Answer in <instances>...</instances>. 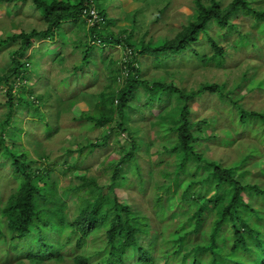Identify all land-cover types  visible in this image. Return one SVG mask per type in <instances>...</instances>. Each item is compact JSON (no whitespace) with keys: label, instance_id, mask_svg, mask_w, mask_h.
I'll return each mask as SVG.
<instances>
[{"label":"trees","instance_id":"1","mask_svg":"<svg viewBox=\"0 0 264 264\" xmlns=\"http://www.w3.org/2000/svg\"><path fill=\"white\" fill-rule=\"evenodd\" d=\"M102 1L109 0H0V5L29 4L43 25L40 29H21L0 36V48L9 43L14 47L9 52V66L0 75L8 108L5 119L0 121V159L9 163L15 183L6 198L0 191V245L5 263L27 259L31 264L48 260L58 264H157V260L163 264H264V164L255 171L250 166L253 161H260L262 153L256 147L248 148L231 162L210 155L215 150L212 142L218 140L220 147L229 148L243 132L264 146V110L242 107L238 103L242 98L232 91L236 87L226 90L225 84L205 82L186 90L165 78L150 80L138 59L152 56L155 65H160L191 52L200 57L201 66L224 67L226 48L219 46L216 38L238 53L254 51L264 57V8L255 7L257 2L253 0H231L223 7L219 0H192L193 13L180 24L174 37L154 39L148 31L141 34L133 18H129L130 28L112 35L107 28L114 22L106 25L108 7H102ZM140 1L148 7L155 5L153 1L160 2ZM161 1L165 4L157 9V18L169 2ZM91 10L96 19L90 15ZM240 14L251 23L235 24L233 21ZM69 23L82 29L86 37L84 41H72L74 48L82 50H78L81 60L72 72L89 65L95 47L104 50L105 46H118L125 53L122 59L109 61L114 66L109 83L96 94L99 100L93 110L79 116V121L89 123V129L99 130V135L88 145L76 142L75 148H65V155L87 150L89 156L99 147H107L114 136L119 155L108 159L114 152L108 148L103 181L87 176L76 163L67 166L66 173L81 172L76 176L79 183L60 189L53 179L54 168L48 163V155L30 158L20 144L23 129L11 118L19 105L37 110L35 101L43 102L41 96L33 98L26 82L35 73L31 71L28 50L41 39L53 40ZM200 36L212 49L210 56H202L193 48ZM102 52L98 51L99 57ZM247 76V72L242 73L240 83ZM263 83L254 81L249 84L250 90L262 89ZM139 89L144 90L146 107L152 108L155 102L167 103L157 111L152 123L158 131L155 153L168 154L175 160L172 173H159L164 178L162 183L152 180L155 172L151 160L145 168L147 177H143L140 168V157L150 158L152 142L145 141L140 136L142 129L131 122L132 113L139 109L134 104L141 98ZM203 96H217L225 103L223 111L229 124L214 135L208 136L206 129L218 127V119H192L193 105ZM170 100L175 103L170 104ZM50 131L47 130L53 137L58 130ZM123 139L128 143L126 153ZM36 163L40 165L34 167ZM128 175L137 179L142 189L153 188L149 214L121 202L116 195L118 189L133 185L128 182ZM70 205L74 208L69 215ZM175 212L182 216V222L175 223L177 226L170 231V217ZM90 237L93 249L84 252Z\"/></svg>","mask_w":264,"mask_h":264},{"label":"rangeland","instance_id":"2","mask_svg":"<svg viewBox=\"0 0 264 264\" xmlns=\"http://www.w3.org/2000/svg\"><path fill=\"white\" fill-rule=\"evenodd\" d=\"M219 1L222 7L231 2V0ZM253 1L257 2L253 4L255 7L264 8V0ZM153 3L155 5L148 7L140 0L102 1L101 6L108 7L105 12L106 25L114 22L107 28V31L116 36L122 28L131 27L130 19L133 18L141 34L148 31L154 39L166 36L173 38L179 30L180 24L185 23L186 17L193 13L192 0H169L166 8L157 18V9L163 8L165 3L161 0L159 3L158 1H153ZM138 11L144 12L140 14ZM40 19L38 12L31 9L27 3L16 2V4L11 5L2 3L0 5V36L4 37L6 34L17 33L21 29L43 28ZM233 22L235 24L244 22L248 25L251 23V21L244 19L241 14ZM199 38L200 41L195 42L193 48L202 56H210L212 49L203 38L201 39V36ZM77 40H86L84 32L69 23L63 26L53 40L41 39L28 50L27 55L32 64L31 71L35 73L30 75L26 82L32 88L33 98L36 99V96H41L43 102L35 101V105L38 107L37 110L26 105H19L11 118V120L16 121L18 128L23 129L20 144L28 151L30 158H38L43 154L48 155V163L54 168L53 179L57 181L60 189L79 183L76 176L81 172L66 173L64 170L67 166L76 163L78 169H85L87 176H95L103 181L106 174L104 167L107 165L104 157L109 154L110 149H114V152L107 156L108 159L116 158L119 155L118 150H116L114 136L108 140L107 147H99L94 154L89 156H87V150H84L81 154L74 152L65 155V148H75L76 142L88 145L90 142H94L95 137L99 135V130L89 129V123L85 120L79 121V116L93 110L94 105L99 100L96 94L103 91L105 85L109 83L110 69L114 68L113 65L110 66L109 61L116 62L122 59L125 53L118 46L113 48L105 46L104 50L102 47H95L97 51H94V57L92 56L89 65L86 64L81 70L74 73L72 67L81 60V53L78 51L81 49L73 47L74 42L72 41ZM216 42L219 46L226 48L227 60L224 67L201 66L200 57L196 58L191 52H188L186 56L167 59L166 62L164 61L160 65H155L152 56H142L138 58L140 68L142 72L145 71L146 77L150 80L155 77L165 78L167 82L173 81L177 87H183L186 90L196 89L201 83L205 82L225 84L226 90H232L236 87L237 90L232 91L242 98L238 101L242 107L251 111H263L264 86L262 89L250 90L249 84L254 81L264 82V57L256 55L254 51H239V53L233 51L220 38H216ZM13 48L12 43L0 48V75L2 70L9 66V52ZM98 51L102 52L101 57H99ZM94 61L99 63L94 64ZM177 66L180 69L178 68V71H175ZM244 72H247L248 76L243 83H240L241 74ZM165 73L168 74L167 78ZM5 88V86L0 88V121L5 119L8 112V108L5 106ZM139 93L141 94L140 100L134 102L139 109L132 113L131 122L142 129L140 136H143L145 141L152 142L149 149L150 158L142 155L140 157V168L143 171V177H147L145 168L149 167L148 159L151 160L155 172L152 180L162 183L164 178L159 173H172L175 160L168 154L159 155L155 153L157 148L154 142L158 136V131L155 127H152V123L155 121L154 116L157 111L166 106L167 103L155 102L152 108H148L145 106L144 90L139 89ZM173 103L175 101L170 100V104ZM224 107L225 103L221 102L217 96H203L193 105L192 119L194 121L203 118L208 119V121L218 119V127L206 129L208 136L214 135L222 127L229 124V118L223 111ZM47 124L50 127L46 128ZM49 129L52 133L58 131L51 137L47 132ZM235 138L237 141L229 148L220 147L218 140L212 142L214 144L212 149L215 150L210 155L213 158L225 159L227 162H231L237 159L241 153H246L245 151L248 148L256 147L262 155L258 157L260 161H253L250 166L253 171L260 168L264 164V146L258 145L256 139L252 138L247 132H243ZM123 142V150L126 153L128 143L124 139ZM38 165L40 164L36 163L34 167ZM43 165L45 166L46 163H43ZM253 174L255 175V172ZM128 176V182L133 183V185L121 190L118 189L116 195L121 202L138 207L142 213L149 214L152 211L153 188L142 189L137 179ZM14 185L9 163L4 159H0V191L3 190V198H6ZM70 198H73L75 202L77 201L74 197ZM69 203L71 204L70 201ZM73 208L74 206L70 205L69 215ZM170 218L171 227L169 230L171 231L177 226L175 223L182 222V216L175 212L173 215L171 214ZM200 234H203L202 230ZM72 246H75V240ZM93 246V238L90 237L87 239L86 247L83 249L84 252L91 251ZM64 263L71 264L68 261ZM0 264H6L2 245H0ZM9 264H31V262L24 259L19 263L12 262ZM40 264L58 263L48 260ZM157 264H163V261L157 260Z\"/></svg>","mask_w":264,"mask_h":264},{"label":"built area","instance_id":"3","mask_svg":"<svg viewBox=\"0 0 264 264\" xmlns=\"http://www.w3.org/2000/svg\"><path fill=\"white\" fill-rule=\"evenodd\" d=\"M90 15L93 17V19H96V15H95V12L93 10L90 12Z\"/></svg>","mask_w":264,"mask_h":264},{"label":"clouds","instance_id":"4","mask_svg":"<svg viewBox=\"0 0 264 264\" xmlns=\"http://www.w3.org/2000/svg\"><path fill=\"white\" fill-rule=\"evenodd\" d=\"M91 11H92V10H91ZM91 11H90V12H91ZM93 11H94V10H93ZM90 12H89V13H90ZM94 12H95V11H94ZM95 15H96V13H95ZM96 18H97V16H96Z\"/></svg>","mask_w":264,"mask_h":264}]
</instances>
